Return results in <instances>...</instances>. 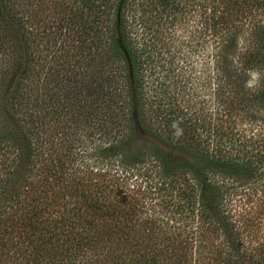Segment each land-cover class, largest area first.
<instances>
[{"label":"trees","instance_id":"1","mask_svg":"<svg viewBox=\"0 0 264 264\" xmlns=\"http://www.w3.org/2000/svg\"><path fill=\"white\" fill-rule=\"evenodd\" d=\"M261 1L0 0V264H264Z\"/></svg>","mask_w":264,"mask_h":264},{"label":"clouds","instance_id":"2","mask_svg":"<svg viewBox=\"0 0 264 264\" xmlns=\"http://www.w3.org/2000/svg\"><path fill=\"white\" fill-rule=\"evenodd\" d=\"M249 79L245 82V87L249 89H254L259 85L261 76L260 73L255 69H250L248 72ZM174 128L176 129L175 134L179 135L181 134V131L175 124Z\"/></svg>","mask_w":264,"mask_h":264},{"label":"rangeland","instance_id":"3","mask_svg":"<svg viewBox=\"0 0 264 264\" xmlns=\"http://www.w3.org/2000/svg\"><path fill=\"white\" fill-rule=\"evenodd\" d=\"M258 10H259V17L264 18V0L261 1ZM248 79H249V78H248ZM150 87L152 88V87H154V86H147V88H150ZM186 87H190V89H193L195 86H186ZM202 87H204V86H202ZM169 88H170V92H169L170 94H171V93H172V94H175L176 92H178V91L174 90V89H175L174 86H169ZM182 92H183V91H181L180 93H182ZM143 140H144L143 135L137 132V134H136V138H135V141H134V144H135V143H136V144H137V143H140V142L143 141Z\"/></svg>","mask_w":264,"mask_h":264}]
</instances>
